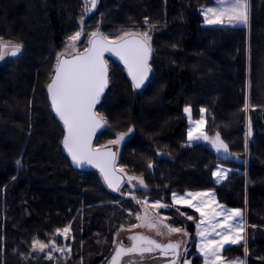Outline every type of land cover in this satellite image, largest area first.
Returning <instances> with one entry per match:
<instances>
[{
	"label": "trees",
	"instance_id": "trees-1",
	"mask_svg": "<svg viewBox=\"0 0 264 264\" xmlns=\"http://www.w3.org/2000/svg\"><path fill=\"white\" fill-rule=\"evenodd\" d=\"M213 3L99 0L86 16L88 33L98 27L114 38L121 28L144 30L145 17L156 27L150 33L151 76L142 90H133L124 68L106 58L109 84L96 111L107 124L94 144L133 128L117 166L143 178L147 191L138 195L170 204L172 192L211 191L220 204L245 210L249 231L264 235V0H249L248 28L204 27L200 9ZM82 5V0H0V38L23 46L21 54L0 65V264H80L81 259L97 264L110 254L114 231L108 234V226H120L115 220L119 204L109 200L115 193L97 172L73 169L62 153L63 126L47 98L55 55L78 30ZM185 106L194 119L206 109V132L220 134L231 158L203 144L187 146ZM217 165L231 169L219 185L212 177ZM89 192L94 193L90 202ZM122 203L124 210H135L130 202ZM69 223L72 259L49 261L44 253L30 254L33 238L59 242L55 230ZM188 231L193 240L194 223ZM260 244L247 243V264H264ZM188 258L201 264L194 241ZM224 258H245L244 244L227 248Z\"/></svg>",
	"mask_w": 264,
	"mask_h": 264
},
{
	"label": "snow or ice",
	"instance_id": "snow-or-ice-1",
	"mask_svg": "<svg viewBox=\"0 0 264 264\" xmlns=\"http://www.w3.org/2000/svg\"><path fill=\"white\" fill-rule=\"evenodd\" d=\"M98 0H84L83 12L78 19V30L67 38L63 51L55 55V63L52 66L53 74L50 82L46 84L47 98L50 101L51 111L63 124V138L61 143L71 162L76 167H83L85 164L99 170L100 177L104 184L113 192H120L124 176L123 167H117L118 146L127 136L133 133L134 129L129 127L127 132L117 133L116 138L109 140L106 145L98 148L93 147V137L97 131L107 124L105 116L96 111V106L101 102V97L109 84V73L104 53L109 52L123 63L128 77L131 79L133 90L140 89L149 78L152 71L150 59L152 57V36L156 25L150 23L145 17L143 29L121 28L120 35L110 38L97 30L87 33V45L83 52L77 50V42L84 35L85 16L97 8ZM200 13L207 25H243L249 24L248 0H215L214 6L200 9ZM22 44L19 42L5 41L0 38V61L7 57H17L22 52ZM249 108L247 97L243 111ZM184 113L188 116L189 127L187 129V146L194 142L205 141L217 153H224L226 156L233 155L228 145L223 141L217 132L214 137L207 135L205 131L204 115L205 108L200 109V119L193 121L191 118V107L185 106ZM245 137V150L247 151V136ZM117 151H113V147ZM159 155V153H157ZM17 167L22 166L21 160L16 161ZM148 169L153 168L151 161L147 164ZM231 170L224 169L217 165L212 177L219 184L227 179ZM15 179V177H13ZM129 192L122 195L131 196L137 205H142L140 211L135 214L137 223L130 225L128 231L146 228L161 238L167 237L166 243L159 242L143 234H131L128 240L130 246H125L114 236V254L111 255L109 264H122V258L139 256L141 260L145 254L159 253V257L165 258V264H192L188 259V244L192 239L184 227H174L167 223L169 217H161V209H170L172 206L181 205L198 213V218L179 211V215L187 221H192L196 227V239L194 240L196 252L202 258L203 264H247L246 259L236 258L226 260L223 251L226 246L244 244V256H248L246 242V225L244 223V211L239 208H226L216 200L215 194L211 191H186L184 194L172 192V204L168 205L161 200L149 204L147 198L139 199L134 190L137 185L146 189L147 185L142 177L127 176ZM135 182V183H133ZM129 216L133 215L130 211ZM123 226L118 229L124 231ZM117 232V235H118ZM71 223L63 229L57 228L55 234L70 237ZM179 235V240L173 241L171 237ZM51 249V251H49ZM47 253L46 259H54L52 252H60L70 255L69 245L58 246L55 238L47 243L33 238L30 249L31 253ZM157 258V257H153ZM107 259V258H106ZM83 264V259H81ZM135 264V262H133Z\"/></svg>",
	"mask_w": 264,
	"mask_h": 264
},
{
	"label": "rangeland",
	"instance_id": "rangeland-1",
	"mask_svg": "<svg viewBox=\"0 0 264 264\" xmlns=\"http://www.w3.org/2000/svg\"><path fill=\"white\" fill-rule=\"evenodd\" d=\"M83 1V4H84V0H82ZM98 4H99V0H98ZM98 4H97V6H98ZM250 5V4H249ZM82 12H83V5H82V11H81V14H82ZM81 14L79 15V16H81ZM70 19L71 18H67V20H69L70 21ZM78 19H79V17H78ZM78 19H77V24H78ZM86 19H87V17L85 16V21H86ZM87 30L88 29H84V35H82V37H81V39H80V41L79 42H77V45H76V47H77V50L78 51H80V52H82L83 50H84V48L86 47V45H87V39H88V37H87ZM67 42V40L63 43V45H62V48L58 51V52H61V51H63V49H64V47H65V43ZM43 44L45 45V42H43ZM32 47H34L33 45H32ZM37 49V48H36ZM248 51V50H247ZM22 52H23V49H22ZM21 52V53H22ZM9 60V58L7 57L4 61H0V65L3 63V62H6V61H8ZM32 60H33V57H32ZM34 61H37V59L36 60H34ZM108 64V66L110 65L109 64V62H107ZM113 69V68H112ZM110 70H111V65H110ZM118 73H119V71H117ZM134 95H140L139 93H136L135 92V94ZM125 97H122L121 99H124ZM120 102H122L121 100H119V104H120ZM249 105V104H248ZM185 108V107H184ZM184 110V109H183ZM246 114H245V116H246V126H248V124H249V122H250V118H249V108H248V111L247 112H245ZM183 116H184V118L187 120V129H188V127H189V119H188V116L184 113V111H183ZM191 118H192V120L193 121H196V120H199L201 117H199L198 119H194L193 118V114H192V111H191ZM204 120H205V115H204ZM204 128H205V131H206V120H205V126H204ZM248 131V130H247ZM127 132V131H126ZM207 133V132H206ZM112 136L111 137H108V139H105V140H103V139H101L100 140V143L98 144V143H96V144H94V147L95 148H98V147H100L101 145H106L107 144V142L109 141V140H112V139H115L116 138V135H117V132H112V133H110ZM133 134V133H132ZM132 134H130L129 136H127L126 138H125V140L118 146V150H119V154H118V159H119V156H120V153H121V151H122V148H123V146H124V144H125V142H127L128 141V139L132 136ZM207 135L208 136H210V137H214L215 136V134H209V133H207ZM186 139H187V142H186V144H188V138H187V131H186ZM195 144H203V145H205L206 147H208L209 149H211L217 156H219V157H222V158H226V159H228V158H231L230 157V155H228V156H226L224 153H217L212 147H211V145L209 144V143H207V142H205V141H197V142H194L192 145H195ZM191 145V146H192ZM114 149L117 151V147H115L114 146ZM244 162H245V164L247 163V153H246V155H245V158H244ZM221 167H223L224 169H229V168H227V167H224V166H222V165H220ZM118 168H120V166H117ZM217 168V167H216ZM216 170V169H215ZM214 170V171H215ZM229 170H231V169H229ZM125 172H126V175L124 176V183L122 184V186H121V191L120 192H116L115 193V195H113V197H109V200H114L115 202H117V204H119V207H118V213H119V215H118V218L116 217V222H118V223H120V226H116V228L114 229V226L113 227H111L110 228V226L112 225V223L108 226V224H107V226H108V234L110 233H112L113 231V237L114 236H116L117 237V239H118V241H122L123 242V244L125 245V246H129L130 244H131V242L128 240V236L129 235H131V234H136V233H139V234H143V235H146V236H148V237H150V238H153V239H156V240H158L159 242H162V243H166L167 242V240H168V238L167 237H165V238H161V237H159V236H156V234L154 233V232H152V231H149L148 229H146V228H140V229H134V230H132L131 232L130 231H128V229L130 228V225L131 224H133V223H137V221H136V219H135V214L138 212V211H140L141 210V208H142V205H137L136 203H135V201H133L132 200V198H131V196H129V195H122L121 193L123 192V193H128L129 192V184H128V181H127V176L128 175H132V174H130L126 169H125ZM231 173V171L228 173V175ZM227 175V176H228ZM132 176H135V175H132ZM224 180H222L219 184H221L222 182H223ZM214 182H215V180H214ZM133 183H135V182H133ZM89 184H91V185H94V183H90L89 182ZM215 184H217L216 182H215ZM219 184H217V185H219ZM147 191V189H143V188H140V186L139 185H137V187H136V189L134 190V193H135V195L139 198V199H141V200H144L146 197H144V196H140V195H138V193L137 192H146ZM214 193V192H213ZM178 194H180V193H178ZM182 194H184V193H181V195ZM215 194V193H214ZM92 195V197H90ZM87 197H89V198H87V200L86 201H88V202H90V201H93V199H94V193L92 194V192H89V194H88V196ZM216 197V196H215ZM147 200L149 201V204H151L152 202H154V201H151V200H149L148 198H147ZM217 200V199H216ZM122 202H130L134 207H135V210L134 211H131L130 209H125L126 210V212H125V210H124V206H123V203ZM122 203V204H121ZM219 203V202H218ZM172 204V200H171V203L170 204H168V205H171ZM220 204V203H219ZM220 205H222V204H220ZM223 206H225V205H223ZM122 207V208H121ZM181 207H186V206H181V205H176V206H172L170 209H161L160 210V215H161V217H169V218H174V219H169L168 221H166L167 223H169V224H171L172 226H174V227H184V228H186V230L188 231V228L191 226V224H193V222L192 221H187L186 220V218L185 217H182V216H180L179 215V211H182V208ZM226 208H229V207H227V206H225ZM187 208V207H186ZM177 209H179V211H177ZM192 210V209H191ZM132 212L133 213V215H131V216H129V212ZM187 215H192V214H190V213H187ZM244 215H245V220H244V223H245V225H246V242L247 243H249V242H251L252 240H258L261 244L260 245H264V244H262V242L264 243V241H263V239H262V237L264 236V235H261V233L259 232V231H249V228H248V224H247V220H246V211L244 210ZM194 216V215H193ZM115 222V223H116ZM121 226H123V228L125 229L124 231H119L118 232V229H120V227ZM194 226H195V224H194ZM117 232H118V235H117ZM188 233H189V231H188ZM190 234V233H189ZM191 236V235H190ZM113 237H112V240H113ZM193 237H194V239L193 240H189V244H188V253H190V250H191V247H192V242L196 239V227H195V232H194V234H193ZM61 238H62V240L60 239V241L58 242V240L57 239H55V241H56V243H57V245L58 246H63V245H69L70 247L72 246V244H69V242H68V239H65L63 236H61ZM182 237H180L179 235H173L172 237H171V239L173 240V241H175V240H179V239H181ZM102 242V247H106V245H107V243H108V240H107V238H105V239H103V241H101ZM45 243H47V242H45ZM232 246H234V247H238L239 245H229V246H226V249L227 248H230V247H232ZM92 248V246H89V247H87V249L89 250V249H91ZM110 251H109V256H108V258L106 259V260H102L100 263H97V264H105L110 258H111V255L112 254H114V245H113V243H112V241H111V245H110ZM49 251H51V249H49ZM44 254H46L47 255V253L45 252ZM54 254V255H53ZM100 254V253H99ZM223 256H224V251H223ZM52 255L53 256H57V257H60V258H62V259H64V260H69L70 258L72 259V250H71V254L70 255H66V254H62V253H60V252H52ZM98 255V254H97ZM195 255L196 256H198L199 257V254L196 252V249H195ZM157 257V258H153V257ZM56 257V258H57ZM165 258H162V257H159V253H155V254H151V255H149V254H145V258L143 259V260H141L140 259V257L139 256H131V257H124V258H122V264H133V262H135V264H155V263H158L159 261H161V260H164ZM189 259V258H188ZM200 259H201V264H203V260H202V258L200 257ZM234 259H236V258H229V259H226V260H234ZM241 259H245V258H241ZM190 261H192V258L191 259H189ZM80 262V261H79ZM81 264V263H80Z\"/></svg>",
	"mask_w": 264,
	"mask_h": 264
},
{
	"label": "water",
	"instance_id": "water-1",
	"mask_svg": "<svg viewBox=\"0 0 264 264\" xmlns=\"http://www.w3.org/2000/svg\"><path fill=\"white\" fill-rule=\"evenodd\" d=\"M9 58H16V57H11V56H9ZM106 58H108V59H110V60L116 62L117 64H119L120 66H122V67L124 68L123 63H122V62L119 60V58L116 57L115 55H113V54H111V53H109V52H105V53H104V59L106 60ZM107 67H108V65H107ZM124 70H125L126 75H127V77H128V74H127L126 69H124ZM150 76H151V72L149 73V78H148V80L145 81V84H144L140 89H137L136 91H140V90H142V89L145 87V85L148 83V81H149V79H150ZM128 79H129V81L131 82L130 77H128ZM107 89H108V87L105 89L104 94L106 93ZM104 94H103V96H104ZM103 96L101 97V100H102ZM49 102H50V101H49ZM99 104H100V103H99ZM99 104H97V106H98ZM97 106H96V108H97ZM53 114H54V112H53ZM54 117H55V114H54ZM55 119H56V120H57V121L63 126V124L59 121L58 118L55 117ZM104 129H105V127L99 129V130L97 131V133L94 135V137H93V147H94V142H95L96 138H97V137H98V136L104 131ZM61 150H62V153L65 155V157L68 159V161H69V163H70V165L72 166L73 169H75V170H77V171H80V172H97V173L100 175L99 170L96 169V168H94V167H92L91 165H87V164H85L83 167H76L75 165L72 164V162H71V158L68 156L67 152L64 150L63 145H61ZM113 151H116V150L114 149V147H113ZM101 179H102V178H101ZM102 181H103V180H102ZM103 183H104V182H103ZM123 183H124V180H123L122 184H123ZM104 185H105V184H104ZM105 186H106V185H105ZM106 188H107L108 190H110L111 192H113V191H112L111 189H109L107 186H106ZM113 193H116V192H113ZM109 262H110V259L107 261L106 264H109Z\"/></svg>",
	"mask_w": 264,
	"mask_h": 264
},
{
	"label": "crops",
	"instance_id": "crops-1",
	"mask_svg": "<svg viewBox=\"0 0 264 264\" xmlns=\"http://www.w3.org/2000/svg\"><path fill=\"white\" fill-rule=\"evenodd\" d=\"M214 4H215V0H214V3L212 5H210V6H214ZM248 4H249V0H248ZM200 15H201V13H200ZM201 17L203 19V26L204 27H207V28H216V27H245L243 25H235V26H232V25H228L227 23H225L224 25H207V24L204 23V18H203L202 15H201ZM246 28H248V26ZM245 259H246V257H245Z\"/></svg>",
	"mask_w": 264,
	"mask_h": 264
},
{
	"label": "flooded vegetation",
	"instance_id": "flooded-vegetation-1",
	"mask_svg": "<svg viewBox=\"0 0 264 264\" xmlns=\"http://www.w3.org/2000/svg\"><path fill=\"white\" fill-rule=\"evenodd\" d=\"M130 246V245H129ZM107 263V262H106ZM105 263V264H106ZM155 264H165V259L164 260H161V261H159L158 263H155Z\"/></svg>",
	"mask_w": 264,
	"mask_h": 264
}]
</instances>
